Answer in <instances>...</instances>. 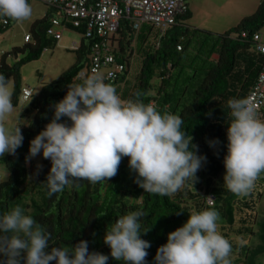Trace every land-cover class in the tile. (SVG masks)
I'll list each match as a JSON object with an SVG mask.
<instances>
[{
	"label": "trees",
	"instance_id": "16d2710c",
	"mask_svg": "<svg viewBox=\"0 0 264 264\" xmlns=\"http://www.w3.org/2000/svg\"><path fill=\"white\" fill-rule=\"evenodd\" d=\"M187 18L188 11L148 44H144L145 26L141 25L139 35H135L136 51L142 56L141 65L132 79L127 73L128 58L134 50V46L129 44L133 35L129 33L128 22L123 21L115 50L116 58L124 61L126 68L115 82L106 83L116 88L122 100L139 99L145 104L155 105L162 114L168 112L183 119L181 130L192 137V143L198 146L197 154L206 157L196 173L198 180L194 184L187 181L171 196L150 194L134 182L137 173L130 170L129 158L123 157L118 174L107 183L93 184L81 180L77 182L78 186H66L62 192L48 196L46 177L51 161L44 159L43 168L38 170L25 158L29 154L31 140L52 120L53 106L64 98L68 86L84 80L78 77V72L89 59L93 39L85 38L83 26H80L73 28L80 34L78 48L74 49V63L56 78L42 84L36 92L32 91L30 98L25 100L27 105L20 114L29 116L31 113V116L26 124L20 126L23 144L15 155L1 157L8 174L0 180V217L19 205L26 215L51 234L50 247L71 251L79 241L85 240L90 252H100L109 257L107 264L123 262L111 257V250L104 243L106 228L121 216L137 210L145 213L140 221L141 230L150 229L147 234L141 233V238L151 244L146 250V264H156L154 257L158 247L167 242L170 232L187 222L193 211H203L212 206L227 226L235 223L236 213H241L239 221L243 229L251 231V226L245 224L250 219L255 220L256 198L261 197L262 191L253 189L247 196L229 191L224 185L226 169L223 161L227 154V127L232 120L228 101L245 98L263 60V54L255 50L253 34L264 28V0L259 1L252 13L221 33L188 27L185 24ZM47 26L41 24L34 30L33 43L25 42L22 47H13L0 56V73L8 82L13 80L14 106L21 94V65L38 58L45 48L56 42L45 34ZM243 32L245 36L241 35ZM126 36L127 46H123L121 39ZM177 45L181 47L179 50ZM19 54L23 55L19 57ZM8 55H14L16 59L9 62ZM257 115L264 120V103ZM60 122L71 123L67 117ZM217 140L219 144L210 146L209 142ZM260 179L256 184L262 185L263 179ZM209 194L214 197L211 205L206 202ZM258 225L260 243L251 249L252 256L264 252V217ZM3 259L0 256V261ZM248 264L253 263L250 261Z\"/></svg>",
	"mask_w": 264,
	"mask_h": 264
},
{
	"label": "clouds",
	"instance_id": "9594fccd",
	"mask_svg": "<svg viewBox=\"0 0 264 264\" xmlns=\"http://www.w3.org/2000/svg\"><path fill=\"white\" fill-rule=\"evenodd\" d=\"M28 0H0V16L17 22L32 16ZM139 96V93L137 94ZM13 92L0 73V157L15 155L23 144L18 126L6 121L15 111ZM52 120L31 140L26 162L42 152L51 161L46 177L48 196L66 186L87 180L106 182L118 174L123 157L137 173L135 183L145 192L171 196L196 173L206 157L198 155L192 137L181 130L183 119L163 114L155 105L142 100L123 101L116 88L105 83L99 73L82 83L68 86L64 98L54 106ZM232 120L227 127V154L224 185L238 196H247L264 173V120L258 118L257 105L251 99L228 101ZM67 117L70 124L60 122ZM210 146L219 141L209 142ZM38 164L37 169L41 170ZM78 186V184H77ZM212 198L209 197L211 205ZM141 210L121 216L106 228L104 243L110 255L123 264H146L149 241L141 238L150 229L141 230ZM219 212L212 206L193 211L183 226L170 232L167 242L158 247L156 264H231L232 245L218 230ZM51 234L17 205L0 217V264H107L109 257L88 250V242L79 241L68 248L50 247Z\"/></svg>",
	"mask_w": 264,
	"mask_h": 264
},
{
	"label": "rangeland",
	"instance_id": "374dc122",
	"mask_svg": "<svg viewBox=\"0 0 264 264\" xmlns=\"http://www.w3.org/2000/svg\"><path fill=\"white\" fill-rule=\"evenodd\" d=\"M252 3V0H192V4L189 7L193 10L191 15L193 16V22L221 32L238 21L237 11L239 6H246L248 9H245V12H252ZM30 5L33 11L32 16L28 20L17 22L11 19L9 25L0 32V56L3 52L11 51L13 47H22L25 44L24 36L26 33L31 35L30 43L34 42L30 31L31 24L34 19L44 15L48 5L39 0H33ZM145 33H147V30H145ZM162 33L163 31L153 27L144 44L152 42L154 38H159ZM117 36L118 34L116 33ZM127 39V36L122 39L124 46H127ZM71 41L78 43L79 34L70 30H62V37L55 44L45 48L38 58L23 63L20 67L21 87L26 86L33 92H36L42 84L56 78L63 70L73 64L75 61V52L70 47ZM116 43L117 41L115 40V46ZM129 44L131 47L134 46L133 54L128 58L129 66L127 73V76L132 79L139 71L142 56L140 52L136 51V39H131ZM22 55L19 54L18 56L20 57ZM15 59L14 55H8L7 57L9 62H13ZM152 81L155 82L156 79L153 78ZM8 84L11 89L13 80H9ZM26 105V101L22 99L20 94L19 102L14 106L15 111L6 121V125L9 128L18 125L20 127L26 124L31 113H29V116H22L20 114ZM30 161L31 165L35 168H37L38 164L43 165L44 158L42 152ZM7 174L8 171L2 164L0 157V180L6 178ZM259 178L263 179L262 185L256 184L255 182L253 188L255 191H262L261 197L256 198V217L255 220L250 219L245 224L251 226V231L247 232L243 229L242 223L239 221L240 217H242L241 213H236L235 223L231 226L224 224L221 217L218 221L219 232L232 245V252L229 257L231 264H248L250 261L253 264H264V252L258 253L256 256L250 255L251 249L260 243L258 222L264 217V173ZM233 245H237V247ZM244 246L249 247L245 248ZM235 259L238 260L234 262Z\"/></svg>",
	"mask_w": 264,
	"mask_h": 264
},
{
	"label": "built area",
	"instance_id": "2783aa9c",
	"mask_svg": "<svg viewBox=\"0 0 264 264\" xmlns=\"http://www.w3.org/2000/svg\"><path fill=\"white\" fill-rule=\"evenodd\" d=\"M53 7L57 17L50 18L49 25L45 28L48 37L58 41L62 37L65 28H77L83 26L82 35L93 39L90 45L88 61L79 70L78 77L85 79L93 73L103 76L104 82L113 83L124 73L126 65L124 61L116 58L114 42L122 22L129 24V33L135 38L141 25L148 24L165 31L176 23L178 17L188 11V0H40ZM9 24L8 18H3L0 27ZM245 36L243 32L241 34ZM31 35L26 33L24 41L29 42ZM255 50L263 54V60L258 74L248 90L245 98L251 99L257 105V111L264 103V28L253 34ZM79 43L71 41L72 49L78 48ZM181 47L177 45L179 50ZM32 95V90L21 88V97L27 100ZM125 101V100H123ZM207 195L206 202L209 203Z\"/></svg>",
	"mask_w": 264,
	"mask_h": 264
},
{
	"label": "crops",
	"instance_id": "0c3cea01",
	"mask_svg": "<svg viewBox=\"0 0 264 264\" xmlns=\"http://www.w3.org/2000/svg\"><path fill=\"white\" fill-rule=\"evenodd\" d=\"M33 0H28V3L29 4H31V2H32ZM40 1V0H39ZM253 1V3H252V12L255 10V8L257 7V5H258V3H259V1L260 0H252ZM192 4V0H188V18H187V20L185 21V24H186V26H188V27H191V28H200V29H204V30H208V31H210V32H212V33H221V32H223V31H225L226 29H228L229 28V26L227 27V28H225L223 31H217V30H212L211 28H206V27H204V26H202V24H200V23H197V22H193V20H192V17L193 16H191L192 15V8H190L189 6ZM245 9H248V8H246V6H239L238 7V11H237V13H238V15H237V17H239L238 18V21L242 18V17H244V16H246V15H248V14H250V13H252V12H245ZM250 11V10H249ZM58 15H56L55 14V9L53 8V7H51V6H49L48 5V7H47V10L45 11V13H44V15L42 16V17H40V18H36V19H34L33 20V22H32V24H31V27H30V31H31V33L33 34V32H34V30H36L37 29V27L38 26H40L41 24L42 25H49V23H50V18H52V17H57ZM3 18H8V17H4V16H0V22H1V20L3 19ZM57 18H59V17H57ZM9 19V23H10V18H8ZM237 21V22H238ZM236 22V23H237ZM235 23V24H236ZM9 25V24H8ZM7 25V26H8ZM234 25V24H233ZM232 25V26H233ZM142 26H145L144 28V30H147V33H145V40L148 38V36H149V34L151 33V30H152V28L153 27H149V25L148 24H143ZM230 27H231V25H230ZM1 28V27H0ZM63 30H70V31H74V32H76L75 30H73V29H71V28H65V29H63ZM126 30V29H125ZM124 30V31H125ZM2 30H0V32H1ZM126 32H127V30H126ZM165 32V31H164ZM163 32V33H164ZM76 33H78V32H76ZM139 33H140V31H138L137 32V35H139ZM162 33V34H163ZM79 34V33H78ZM117 34H119V32L117 33ZM136 35V34H135ZM79 37H80V34H79ZM132 39H136V38H132ZM144 40V41H145ZM117 41H118V39H117ZM57 42V41H56ZM55 42V43H56ZM79 43V42H78ZM121 43H122V45L124 46V44H123V40L121 39ZM213 57H215L214 55H213ZM23 87H26V86H23ZM28 88V87H27ZM11 89H13V84H12V87H11Z\"/></svg>",
	"mask_w": 264,
	"mask_h": 264
}]
</instances>
